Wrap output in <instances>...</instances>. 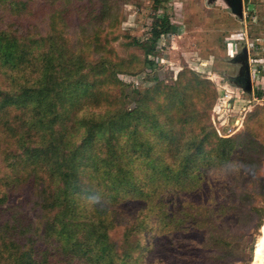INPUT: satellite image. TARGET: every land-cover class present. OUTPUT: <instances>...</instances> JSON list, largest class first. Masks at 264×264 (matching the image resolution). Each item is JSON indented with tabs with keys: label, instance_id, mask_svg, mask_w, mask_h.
<instances>
[{
	"label": "rangeland",
	"instance_id": "obj_1",
	"mask_svg": "<svg viewBox=\"0 0 264 264\" xmlns=\"http://www.w3.org/2000/svg\"><path fill=\"white\" fill-rule=\"evenodd\" d=\"M28 1L30 5L25 8L23 4ZM231 1L53 0L50 12L46 10L42 15L39 7L45 0H0L3 36L22 38L26 44L33 42L30 48L39 55H47L49 51L46 60L41 58L40 67L45 63L54 67L59 59L58 50L62 57L70 53L71 57L82 56L89 66L101 57L107 59L101 78L115 76L125 92L121 95L119 86L112 83L101 86L99 94L103 100L99 112L103 114L105 107L111 109L112 103V109L128 112L140 106L149 119L156 117L159 128L149 127L147 134L156 165L173 149L192 148L188 141L193 138L194 147L202 151L201 159H206L203 157L212 151L203 162L212 161L213 165L202 162L198 169L206 174L211 171L208 185L216 186L214 191L219 201L230 202L234 207L230 212L217 213L213 202L216 199L208 194L213 188L205 190L202 183L198 195H186L180 189L172 195L173 182H160L157 172L151 171L147 164L139 165L140 160L130 153L129 157L125 155L107 164L110 155L107 146L110 145L109 152L120 153L130 143L125 136H119L115 139L117 145L108 144L114 141L107 133L94 147L100 169L91 177L85 174L87 191L92 189L95 196L92 191L83 195L86 213L78 208L77 222L63 228L59 220L68 216H64L67 204L51 197L52 189L57 188L46 170L51 160L49 157H43L47 162L30 160L28 157L38 153V148L26 153L19 141L26 127L38 120L36 101L22 103L8 93L17 91L11 77L16 73L13 68L21 64L12 66L0 52V105L5 99H12L15 104L0 109V264H24L18 257L28 250L40 252L34 260L40 264H95V253H86L88 242L81 251L79 246L81 238L93 230L92 220L104 224L101 227L114 250L111 264H188L190 256L193 264H264V191L261 190V184L264 187V0H241L237 13L231 11ZM81 2L92 4L96 19L99 13L108 14L90 25L84 24V31L67 27L68 7L72 9ZM13 5V11L5 10ZM21 10H24L23 21L17 17ZM72 12L74 17L84 16ZM162 19H167L175 30L154 40ZM149 47H154L147 57L153 63L150 67L144 62V50ZM245 50L247 61L241 57ZM87 65L79 73L90 81L94 71ZM247 67L250 91L238 81ZM52 74L55 73H49ZM81 96L82 92H77L75 99ZM56 113L65 114L71 128V96L61 101ZM45 115L51 126L57 128L59 120L53 123L52 115L47 112H41L39 120ZM185 119L190 120L184 124ZM144 129L141 125L138 131ZM160 129L167 132L161 143L150 137ZM25 139L28 142V137ZM175 141H179L177 145L172 144ZM28 143L34 147L37 140L30 138ZM141 143L144 145V140ZM57 152V157L62 155L67 159L71 143L58 146ZM60 165L54 161L48 169ZM130 166L125 177L130 186H111L124 178L117 175L118 168L128 170ZM150 176L158 179L156 190L165 194H152L148 204L140 200L139 193L151 184ZM138 221L142 226L128 232ZM194 223L200 232L182 229ZM60 229H71V244L63 243ZM179 229L183 232L178 233ZM43 233L46 237L41 236ZM9 240L23 248L10 251ZM75 250L76 255L71 257ZM219 251L229 258L212 263V257Z\"/></svg>",
	"mask_w": 264,
	"mask_h": 264
},
{
	"label": "trees",
	"instance_id": "obj_2",
	"mask_svg": "<svg viewBox=\"0 0 264 264\" xmlns=\"http://www.w3.org/2000/svg\"><path fill=\"white\" fill-rule=\"evenodd\" d=\"M53 0H45L46 3H43L41 7L42 15L48 10L50 12L51 5ZM30 2L24 3V7L27 8ZM51 4V5H50ZM21 5V3H20ZM92 4L88 2H81L78 5H75L72 9L71 6L68 7L67 14L69 15V23L67 27H77L78 30L84 31V24L90 25L93 20L97 21L102 19L104 16H107L104 13L98 14V18L95 16V9L91 7ZM89 6V8H88ZM13 6L7 7L6 11H13ZM78 12L83 15L82 18L74 17L73 12ZM37 14L40 11H35ZM23 13L24 10L18 12L17 17L19 21H23ZM33 15L36 18L37 14ZM48 14V13H47ZM72 14V20H71ZM32 18V16H31ZM16 25V23H15ZM157 25V24H156ZM159 31L156 32L154 36V40L158 39V37L163 33H169L172 30H175L173 25H170L167 19H162L160 25H157ZM82 27V29L80 28ZM99 28V26H98ZM33 42H28L27 44L22 40V38L15 39L14 37L7 38L3 36L0 31V52L4 53L3 59L6 62H10L12 66H15L17 63L21 64L20 67H15V74L11 77V83L17 87V91L8 92L12 93L13 97L20 102H26L29 100H35V112L38 120L31 123L30 126L26 127V132L19 139L21 145L26 149V153H29L30 150L34 148H38V153H32L28 158L30 160L41 159L44 161L43 157H49L51 160L46 167V170L50 172L52 176V180L55 183V187L51 191V197L60 199L64 205V218L60 219L59 222L63 225V228L73 226L76 223V211L80 208L83 214L85 211V202H83L82 196L86 195L90 191L94 192L92 189L87 191V186L85 185V174H88L90 177L92 174H95L100 169L95 161L94 147L102 140V136L109 133V137L111 140L108 141V144L117 145L115 139L119 136H125L130 143L124 147L120 153L115 151L109 152V146L106 147L109 157L106 160L107 164H112L114 160L117 158L127 157L130 153L132 156H136V160H140L139 165L149 166L151 171L157 172L160 176V182L164 181H172V195H175L180 189V191L184 194L192 193L193 195H198L200 193L199 184L202 183L205 190L209 188H213L211 191H208L209 195H213L216 199L213 201L215 205V210L217 213L222 214L225 210L230 212L232 203L219 201L220 198L217 197V194L214 191L215 187L208 185V178H210V172L208 171L204 173L203 171H199L198 167L201 166L204 160L209 159L211 152L209 151L208 157L205 156L201 159L200 155L202 151L198 147H194L196 145V140H189L188 144L193 147L190 149L179 151L177 149H173L170 155L162 159L159 165H156L155 154L152 155L151 144L148 141L147 134L149 133V127H154L158 125L156 117L149 119V115L147 113H142L141 108L132 109L131 111L124 112L119 109H112L113 104H110L111 109H107L106 107L102 109L104 111L101 114V102L102 98L99 94V89L101 86L105 84H114L115 86H119L122 94L124 95L125 89L120 81H118L115 76L111 78L109 74L106 78L102 79L101 76L105 73L103 70V65H107V62L104 57H101V60L96 64L100 66L90 65L94 68H99V71H95L89 65H87L86 61L82 56L71 57V53L67 57H62L61 51H57L59 55L58 63L51 67L50 64L45 63L43 67H40L39 62H41V58L46 60L47 55H49V51L46 52L47 55H39L38 53H34V49L30 48ZM135 46H138L137 43L133 42ZM21 50V51H19ZM154 47H149L144 50V62L150 67L153 65L151 61L147 59L153 53ZM72 51L75 50L72 48ZM77 52V51H76ZM102 51H100L101 53ZM62 57V59H60ZM47 64V65H46ZM88 66L93 72L92 78L90 81L85 80L86 75H81L79 70L84 66ZM107 71V70H106ZM50 72L55 74L49 75ZM76 75L77 77H73ZM71 80V81H70ZM71 82V83H70ZM195 82H200L195 80ZM77 92H82V96L75 99V95ZM71 96V128L68 124V120L65 114L56 113L59 104L61 101L65 99L66 96ZM6 98V97H5ZM118 98L116 95L115 99ZM139 102H142L139 101ZM14 102L12 99H5L3 103L0 105V109L5 107H14ZM147 106V105H145ZM93 109V112L91 113ZM41 112H47L49 115H52V122L58 123L57 128L51 126V122L46 118H49L47 115L43 117V120H39L42 118L38 116ZM99 112V113H98ZM46 117V118H45ZM187 120L185 119L184 124ZM145 127L143 132H139V126ZM159 128V125H158ZM167 136L166 129H160L157 134L153 133L150 137H154L159 140L161 143L162 139ZM25 137H28V142H30V138L37 140V145L31 147L29 143L26 141ZM108 137V138H109ZM178 139V138H177ZM175 139V140H177ZM144 140V145L141 143ZM174 141V140H171ZM179 141L172 142V144L177 145ZM71 143V152L69 153V157L65 159L62 155L58 156L57 148L63 144ZM58 145V146H56ZM139 147L140 150L136 148ZM147 148L146 150H144ZM225 154V152L223 153ZM54 161H58L61 163L58 167H51L48 169ZM44 162H47L45 160ZM207 163L209 165H213L212 161L203 162V165ZM124 170L121 167L118 168L117 175L119 177L123 176L122 181H117L116 183H112L111 186H119L124 187L129 185L130 182L125 179L128 176L130 169ZM150 185L146 191H142L139 193L140 200L145 201L148 204H151L148 199L153 197L152 194H156L159 192L161 194V190L157 189L158 179L153 176L149 177ZM262 191H264L263 184ZM176 190V191H175ZM227 191V189H225ZM46 192V191H45ZM165 194V193H162ZM95 196V192L93 194ZM207 201H210L207 199ZM54 202V201H52ZM56 204V203H54ZM98 206V205H97ZM236 206V205H235ZM96 209L93 207V212ZM148 211H152L151 208H147ZM157 213H160V208L156 207ZM204 212V211H203ZM71 214V215H70ZM99 221V220H98ZM263 224V223H262ZM168 223H166V226ZM101 226L104 224L100 221H93L90 223V229H93L91 233H86L81 239L82 243L79 244L80 251L83 247H85L86 241L90 245L87 249V254L94 252L96 256L95 264H101L102 261L104 264L109 262L111 264L114 257V250L110 243H108V235ZM141 223L138 221L132 224V228L128 229V232H132L139 228ZM261 227V226H260ZM191 229L200 232V227L197 223L191 224L190 226L183 227L182 229ZM85 232L86 229H84ZM98 230H102L101 233H97ZM183 232V230L179 229L177 232ZM61 239L63 243L71 244V229H60ZM44 236V233L41 235ZM10 241V240H9ZM8 248L10 251L15 252L17 246L15 245V241L12 240L8 243ZM24 246V244H23ZM66 246V245H65ZM21 249L23 247H20ZM66 250V249H65ZM20 253L23 251H19ZM35 254L32 250H28L19 255V260L24 264H40L39 262H35L34 260L40 254V252H36ZM77 250L71 253V257L76 255ZM31 258H34L33 260ZM90 260L92 257L88 255ZM210 258V257H209ZM229 258L223 251H219L215 256L212 257L213 262H225ZM31 259V260H30ZM43 259V257L41 258ZM82 259V258H81ZM124 259V257H123ZM210 262V260H207ZM194 259L192 256L188 257V264H193ZM44 264V263H41ZM225 264V263H220Z\"/></svg>",
	"mask_w": 264,
	"mask_h": 264
},
{
	"label": "water",
	"instance_id": "obj_3",
	"mask_svg": "<svg viewBox=\"0 0 264 264\" xmlns=\"http://www.w3.org/2000/svg\"><path fill=\"white\" fill-rule=\"evenodd\" d=\"M241 0H232L231 3V10L233 13H237L238 12V3H240ZM247 57H248V54H247V51H243L242 53V58L247 61ZM246 71H247V76H248V82H247V88H245L247 91H250L251 90V79H250V74H249V67L246 68Z\"/></svg>",
	"mask_w": 264,
	"mask_h": 264
},
{
	"label": "flooded vegetation",
	"instance_id": "obj_4",
	"mask_svg": "<svg viewBox=\"0 0 264 264\" xmlns=\"http://www.w3.org/2000/svg\"><path fill=\"white\" fill-rule=\"evenodd\" d=\"M241 57H239V58H241ZM238 81H239V83H242L245 86V88H247L248 76H247L246 69H245V72L241 75V77L239 78Z\"/></svg>",
	"mask_w": 264,
	"mask_h": 264
}]
</instances>
